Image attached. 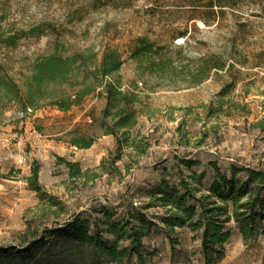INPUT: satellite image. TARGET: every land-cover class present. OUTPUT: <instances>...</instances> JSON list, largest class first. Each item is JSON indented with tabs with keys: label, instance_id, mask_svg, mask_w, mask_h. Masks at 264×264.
I'll return each mask as SVG.
<instances>
[{
	"label": "rangeland",
	"instance_id": "1",
	"mask_svg": "<svg viewBox=\"0 0 264 264\" xmlns=\"http://www.w3.org/2000/svg\"><path fill=\"white\" fill-rule=\"evenodd\" d=\"M208 4L0 0V264H62V242L53 245L49 239L51 244L37 248L29 260L20 253L24 241L76 215L113 241L116 236L108 229L140 214L147 222L145 264H204L200 231H171L164 225L166 210L156 201L159 186L165 182L172 188L186 178L204 190L218 171L229 176L233 166L260 168L264 163V133L256 127L264 118V0H245L223 14ZM43 23L56 26L57 34L28 35L32 26ZM10 36L20 38L15 46L1 43ZM140 38L165 46L184 68L190 59L209 54L221 55L231 67L196 87L169 85L138 70L140 63L131 54ZM86 49L97 55L98 66L107 50L121 55L119 72L105 81L119 79L124 92L139 97L134 135L139 133L144 154L127 151L112 165L116 139L103 135L111 122L104 118L105 91L67 113L47 102L38 108L26 103L23 82L36 60ZM74 139L94 145L79 149ZM59 158L79 163L85 176L72 177ZM105 159V169L98 170ZM187 161L197 165L188 169ZM35 170L41 195L29 181ZM230 227L221 264H264V238L246 242ZM89 259L87 252L82 260L72 257L70 264H89ZM122 264L139 262L132 256Z\"/></svg>",
	"mask_w": 264,
	"mask_h": 264
},
{
	"label": "trees",
	"instance_id": "2",
	"mask_svg": "<svg viewBox=\"0 0 264 264\" xmlns=\"http://www.w3.org/2000/svg\"><path fill=\"white\" fill-rule=\"evenodd\" d=\"M207 1L209 9L217 7L223 14V9H235L245 0ZM107 5L109 4H105ZM57 32L56 26L43 23L32 26L28 35L40 38ZM17 39L20 38L10 36L1 43L11 47L16 45ZM165 49V46L140 38L136 40L131 58L140 63L139 71L146 72L159 81L169 85L183 83L190 87H196L209 80L215 73L231 67L221 55L209 54L190 59L184 68L176 61L175 56ZM122 64L121 55L112 50L104 53L99 66L97 55L90 49L72 55L52 54L42 57L33 63L30 74L23 82L24 99L36 108L47 102L49 106L67 113L80 107L90 96L105 91L107 107L104 110V118L111 119V122L105 125L103 135L116 139L115 152H111V156L115 155L112 164L114 165L123 159V153L127 151L129 154H144L146 151L142 144L137 143L139 133L134 135L140 114L137 110L139 97L134 92H124L119 79L105 81L118 73ZM256 127L264 133V118ZM72 145L79 149H89L94 145V141L74 139ZM106 160L98 170L105 169ZM59 163L69 168L72 177H84L86 174L79 163H70L63 158H59ZM185 165L191 169L197 162L187 161ZM239 173H243L242 178H238ZM196 177L197 174L193 173L190 179L195 181ZM29 181L41 195L43 188L39 183L38 171H34ZM158 194L160 196L156 201L166 210L167 216L163 223L169 230L189 227L193 232H201L204 264H221L225 260V246L232 236L231 224L238 229L246 242L258 237L264 238V163L260 168L233 166L229 176L218 171L204 190L186 178L172 188L163 182L159 186ZM51 205L58 206V202L52 201ZM146 223L140 214L119 228L111 227L107 233L116 236V239L110 241L99 229H91L89 221L76 215L66 221L56 222L51 229H45L41 236L33 234L31 240L24 241L20 253L23 258L33 260L36 249L50 245L51 241H48L52 239L53 245L60 242L64 244L65 259L62 264H70L72 257L82 260L87 252L90 253L89 264H122L132 256L138 258L139 264H145L142 248ZM120 241L128 242V247L120 248Z\"/></svg>",
	"mask_w": 264,
	"mask_h": 264
},
{
	"label": "built area",
	"instance_id": "3",
	"mask_svg": "<svg viewBox=\"0 0 264 264\" xmlns=\"http://www.w3.org/2000/svg\"><path fill=\"white\" fill-rule=\"evenodd\" d=\"M140 85H142V84H140ZM29 111H31L30 109H28Z\"/></svg>",
	"mask_w": 264,
	"mask_h": 264
}]
</instances>
